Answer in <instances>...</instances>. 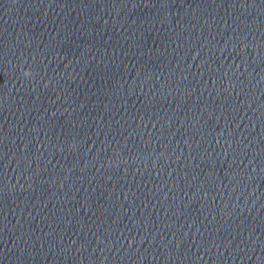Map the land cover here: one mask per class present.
<instances>
[{"label": "water", "instance_id": "95a60500", "mask_svg": "<svg viewBox=\"0 0 264 264\" xmlns=\"http://www.w3.org/2000/svg\"><path fill=\"white\" fill-rule=\"evenodd\" d=\"M261 170L264 0H0V206Z\"/></svg>", "mask_w": 264, "mask_h": 264}, {"label": "clouds", "instance_id": "9594fccd", "mask_svg": "<svg viewBox=\"0 0 264 264\" xmlns=\"http://www.w3.org/2000/svg\"><path fill=\"white\" fill-rule=\"evenodd\" d=\"M25 75H26V76H29V74H28V73H25Z\"/></svg>", "mask_w": 264, "mask_h": 264}]
</instances>
